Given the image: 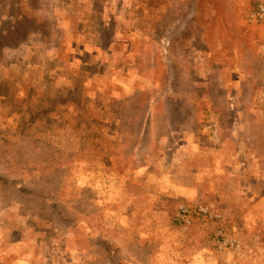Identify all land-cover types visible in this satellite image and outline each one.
<instances>
[{
    "label": "rangeland",
    "instance_id": "rangeland-1",
    "mask_svg": "<svg viewBox=\"0 0 264 264\" xmlns=\"http://www.w3.org/2000/svg\"><path fill=\"white\" fill-rule=\"evenodd\" d=\"M262 2L0 0V264H264Z\"/></svg>",
    "mask_w": 264,
    "mask_h": 264
},
{
    "label": "crops",
    "instance_id": "crops-1",
    "mask_svg": "<svg viewBox=\"0 0 264 264\" xmlns=\"http://www.w3.org/2000/svg\"><path fill=\"white\" fill-rule=\"evenodd\" d=\"M260 99H262V97H260ZM227 108H228V106H227ZM227 119H228V122H227V124L225 123L226 126H223L224 124H222L220 122V125L218 124L219 126L212 127L213 124H211V126L209 128L218 129V134L216 132V134H217L216 139H217L218 144H217V142H214L215 149H219L220 151H222L223 149H225L231 145L232 142L230 144L227 142L230 140L229 138L227 139V141L223 140L226 138L225 135L227 134V132L229 134L231 133V135L233 136V138H231V141H232V139H234L236 141V143L239 142L237 145V149H238V151L240 150L239 155L241 156V159H238L237 164H236V167H237L236 169H238V171L241 170V166H244V163L247 161V164H246L247 168L242 169V172L244 174L246 173L247 181L245 183V180L239 176V179L237 181L240 184H238V186H240L242 189L238 192V197L234 198L235 202L233 204L236 205V207L237 206L240 207V206H243L246 204H249V205L255 204L257 202L264 203V180H263L264 179V147L260 148L258 145H253V146H251V150L249 149V152H246V150L244 148L245 146H243L244 144H242L244 139L242 137L241 130L240 131L236 130L237 134H235L236 132H233V130H234L233 125L234 124L240 125V123H238V120L236 121L234 116H231V113ZM220 121H222V120H220ZM216 123H218V121H216ZM219 135H220V137H219ZM263 142H264V139H263ZM221 154L223 156L224 153H221ZM247 156H252L253 160L259 158V162L261 164L259 166V170H260L261 174L259 175L258 179L256 178L257 181L254 180L253 175L250 174V169H251V168L249 169L250 163H249L248 159H245ZM222 160H223L222 164L225 166H227L231 162L230 161L231 159L229 160V156L227 154H224ZM232 172H233V170L231 171V173ZM240 174H242V173H240ZM232 176H234V175L232 174ZM259 181L261 182V184ZM257 183H259V186L257 185ZM248 185L249 186L253 185L254 189H256L253 192L250 191L249 196L245 195V193H244L245 187H248ZM227 195H228V193H227Z\"/></svg>",
    "mask_w": 264,
    "mask_h": 264
},
{
    "label": "trees",
    "instance_id": "trees-1",
    "mask_svg": "<svg viewBox=\"0 0 264 264\" xmlns=\"http://www.w3.org/2000/svg\"><path fill=\"white\" fill-rule=\"evenodd\" d=\"M213 1V0H212ZM217 2H218V5H219V2H220V8L222 7V5H221V0L219 1V0H214V6L216 7V5L215 4H217ZM39 5L37 4V6L35 7V9L34 10H37V9H39ZM219 10V9H218ZM217 14H219L218 13V11H217ZM26 18H27V16H26ZM29 18H30V16H29ZM32 21V20H31ZM30 23V22H29ZM36 30H38L39 31V29H33L32 30V32L31 31H26V33L28 34V37H30L31 35L33 36L34 34H36ZM23 31H24V28H23ZM19 35H22V34H19ZM50 37H51V35H50ZM52 38V37H51ZM52 39H55V36H53V38ZM137 95H140V97H143V95H145V93H143V92H138V94ZM170 97V96H169ZM171 98V97H170ZM173 98V97H172ZM165 99H167V98H165ZM165 99L163 100V102L165 101ZM203 108H202V110H199V111H197L198 113H200V114H202L203 115V117H202V122L200 123L201 125H203V123L205 122V121H208V120H210L211 118H214V117H217L218 115H219V112H220V110H219V108H217L216 106H215V103L214 102H211V101H204V103H203ZM166 110H167V112L168 113H170V114H172L174 111H177V109L175 110V107H168V108H166ZM174 122V121H173ZM198 122H199V120H198ZM176 124V123H175ZM170 127H171V125H170ZM169 127V129H171ZM40 192H41V194H43V193H47L45 190H39ZM34 192H36V191H34ZM33 192V193H34Z\"/></svg>",
    "mask_w": 264,
    "mask_h": 264
},
{
    "label": "built area",
    "instance_id": "built-area-1",
    "mask_svg": "<svg viewBox=\"0 0 264 264\" xmlns=\"http://www.w3.org/2000/svg\"><path fill=\"white\" fill-rule=\"evenodd\" d=\"M259 13H260L261 16L264 17V2H262V4L260 5ZM200 209H202V208H200ZM181 210H182V213H183L182 217H183L184 220H186V214H187L188 210L184 206L181 208ZM204 211H205V209H204Z\"/></svg>",
    "mask_w": 264,
    "mask_h": 264
}]
</instances>
